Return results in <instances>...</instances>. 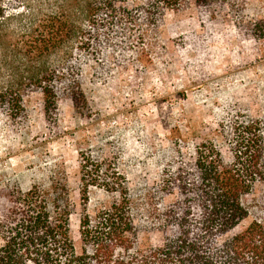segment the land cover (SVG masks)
Here are the masks:
<instances>
[{"label":"rangeland","instance_id":"374dc122","mask_svg":"<svg viewBox=\"0 0 264 264\" xmlns=\"http://www.w3.org/2000/svg\"><path fill=\"white\" fill-rule=\"evenodd\" d=\"M3 4L0 88H21L37 66L20 47L35 29L29 10L36 0ZM119 28L101 31V41L81 51L82 95L76 105L61 92L56 109L46 115L42 94L25 89L19 123L0 126V188H46L63 174L78 254L83 214L94 216L118 198L90 187L83 199L80 167L87 159L107 179L119 177L150 239L160 236L154 209L176 201L175 189L170 191L174 178H196L202 144L214 145L229 162L235 128L255 124L264 170V0H185L178 10L164 11L155 29ZM140 34L148 41H126ZM67 46L53 52L46 65H57ZM177 184L183 185L181 179ZM255 189L257 195L262 185ZM250 222L244 220L233 232Z\"/></svg>","mask_w":264,"mask_h":264},{"label":"trees","instance_id":"16d2710c","mask_svg":"<svg viewBox=\"0 0 264 264\" xmlns=\"http://www.w3.org/2000/svg\"><path fill=\"white\" fill-rule=\"evenodd\" d=\"M132 1L36 0L35 9L29 10L35 29L20 47L37 66L21 88L13 84L0 88V126L19 123L25 89L35 88L42 94L46 115L56 109L61 92L76 105L82 95L77 69L84 55L81 51L101 41V31L118 26L121 30L125 26L138 31L155 29L164 11L178 10L185 0ZM3 3L0 0V21L7 10ZM126 41L143 44L148 39L140 34ZM66 45L58 64L46 65L48 57ZM231 145L229 162L212 144L197 149L196 178L175 177L170 191L175 189L171 194L176 201L154 209V227L160 235L156 239L146 237L147 230L138 225L128 190L119 187V177L107 179L97 163L87 159L80 167L83 199L87 200L90 187L103 188L118 198L94 216L83 214L79 254L69 228L72 208L65 203L63 174L46 188L36 184L26 191L0 188V264H264L259 128L252 123L235 128ZM180 179L182 186L177 184ZM256 184L262 185L257 195ZM248 218L251 222L246 227L233 232Z\"/></svg>","mask_w":264,"mask_h":264}]
</instances>
